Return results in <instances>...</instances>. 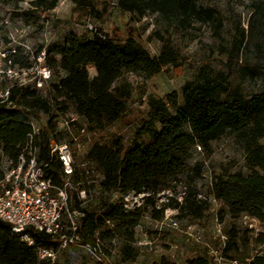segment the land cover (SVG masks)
Returning <instances> with one entry per match:
<instances>
[{
    "label": "trees",
    "instance_id": "1",
    "mask_svg": "<svg viewBox=\"0 0 264 264\" xmlns=\"http://www.w3.org/2000/svg\"><path fill=\"white\" fill-rule=\"evenodd\" d=\"M1 1L4 4L15 2L13 16L26 25L36 21L38 10L51 11L59 3V0H33L31 9L22 10L19 7L22 0ZM72 1L77 5H88L85 0ZM117 6L141 17L147 13L159 14L182 28L190 27L193 22L211 24L217 35L223 27L218 12L199 4L198 0H117ZM244 39L245 35L241 34L240 39L235 40L233 51H239ZM160 40L164 41V38L160 36ZM43 51L44 64L57 72H65V76L56 82L49 81L48 99L41 96L42 90L37 88L12 87L8 102L35 115H50L54 107L61 114L73 109L88 121L90 130L105 128L128 112L131 87L125 83L117 84L125 72H143L151 76L167 66H178L180 61L178 52L166 42L160 55L151 56L132 39L127 44H115L96 33L92 39L72 34L64 44L40 48L36 55ZM16 54L17 51H8L5 61L14 57V63H20ZM89 65L94 67L96 74L93 77L89 74ZM31 66L21 63V67ZM230 78L231 72H214L210 66H205L195 80L184 84L181 94L172 91L164 98L150 96L146 116L138 128V140L132 147L124 148L120 142H115L94 146L88 152L89 160L104 173L102 190L146 193L145 205H153L156 195L173 190V181L182 182L186 178L195 183L203 178L204 162L194 166L189 164L192 149L202 154L211 152L213 142L233 134L246 152L245 166L249 173L237 171L211 176L209 195L222 201L232 213H247L264 223V91L248 99L239 87L232 86ZM50 98L56 102L55 106ZM8 102L0 103V150L8 159L17 160L32 126L20 111L9 109ZM55 133L56 125L50 122L47 131L36 137V146L39 161L48 164L46 175L60 186L62 176L66 174L59 159L52 156L49 145ZM143 136L149 138L147 143L141 142ZM197 195L200 192L193 186L184 202L176 200L168 207L180 211L190 209L200 218L208 207V198L201 200ZM71 205L84 214L80 220L79 245L95 249L101 259L98 264H108L103 260L102 249L106 239L124 237L123 262L137 258L138 252L132 246L134 229L144 217L146 208L127 210L126 204L113 202L103 204L100 211H88L76 201ZM109 221L115 223V229H104ZM31 236L34 246L12 235L11 226L0 221V264H61L59 260L52 262L39 258V247L57 248L58 244L50 236L38 232H32ZM69 249L84 250L78 246L66 250ZM190 264H207V261L196 259ZM250 264H264V257H255Z\"/></svg>",
    "mask_w": 264,
    "mask_h": 264
},
{
    "label": "rangeland",
    "instance_id": "2",
    "mask_svg": "<svg viewBox=\"0 0 264 264\" xmlns=\"http://www.w3.org/2000/svg\"><path fill=\"white\" fill-rule=\"evenodd\" d=\"M32 1L22 0L19 7L22 10L31 9ZM85 1L88 5L59 0L55 9L38 10L36 21L26 25L13 16L15 2L4 4L0 0V69L12 61L15 69H20L21 63H28L35 66L36 72L38 67L46 66L43 62L45 51L36 55L40 48L64 44L72 34L92 39L95 32L115 44H127L132 39L151 56L160 55L166 42L180 56L178 66H167L151 76L143 72H125L117 84L125 83L131 87L127 104L129 110L119 121L102 129L90 130L88 121L73 109L61 114L54 107L50 115H35L16 104L7 103L9 109L20 111L41 133L47 131L50 122L54 123L58 143L77 139L69 146L76 175L62 176L69 182L73 203L76 201L88 211H100L103 204L113 202L126 204L127 210L146 208L144 217L134 229L132 246L138 252L137 258L123 262L121 249L126 241L120 237L102 242L103 260L108 264H190L192 260L205 259L209 264L213 255L222 251L226 257L237 258L243 263L246 259L263 258L264 223L247 213H232L222 201L209 195L211 176L237 171L249 173L245 166L246 152L233 134L213 142L211 152L202 154L192 149L189 164L194 166L197 162H204L203 178L195 183L186 178L182 182L173 181V190L156 195L154 204L148 206L144 203L145 196H148L146 193L103 191L104 173L89 160L87 154L94 146L115 142H120L124 148L132 147L138 140V128L146 116L149 97L164 98L172 91L181 94L184 84L195 80L205 66H210L214 72H231L232 86L239 87L248 99L255 93L263 92L264 0H198L199 4L218 12L223 21L218 35L211 24L193 22L190 27L182 28L159 14L147 13L141 17L123 11L117 6V0ZM241 34L245 35L244 43L238 52L233 51L234 42L240 39ZM160 36L164 41L160 40ZM8 51H17L20 63L15 64L14 57L5 61ZM88 70L91 77L96 74L92 65L88 66ZM52 73V82L66 74L56 70ZM0 82L3 88L8 85L5 79ZM50 88L51 82L40 91L41 96L48 99ZM51 102L56 105L54 100ZM140 140L147 143L149 138L143 136ZM7 160L0 150V175ZM193 186L200 192L198 199L208 198V207L200 218L195 217L190 209L180 211L168 207L176 200L184 202ZM104 229H115V223L107 222ZM98 258L86 249H69L61 251L58 260L61 264H98Z\"/></svg>",
    "mask_w": 264,
    "mask_h": 264
},
{
    "label": "built area",
    "instance_id": "3",
    "mask_svg": "<svg viewBox=\"0 0 264 264\" xmlns=\"http://www.w3.org/2000/svg\"><path fill=\"white\" fill-rule=\"evenodd\" d=\"M96 34L103 37L98 32ZM34 70L33 65L29 68L15 69L11 62L0 69V80L8 81L5 88L0 84V103L8 102L12 87L43 90L52 79V70L46 66L38 67L36 72ZM31 126L32 132L23 144L21 154L17 160L8 159L0 175V221L8 223L12 235L19 237L30 246L35 245L32 232L50 236L58 246L57 248L39 247L38 255L41 260L55 262L59 259L61 251L72 246L89 250L97 256L95 249L79 245L80 220L84 214L72 208L69 182L63 180L62 185L59 186L46 175L45 167L48 164L39 161V149L36 146V137L40 134V130L33 124ZM55 136L49 144L51 154L61 162L65 177H70L74 174L72 167L74 161L69 146L77 142V139L58 143ZM98 259L101 260L100 257ZM252 260L253 258L246 259V263H243L237 258L226 257L222 251L216 252L209 264H250Z\"/></svg>",
    "mask_w": 264,
    "mask_h": 264
},
{
    "label": "crops",
    "instance_id": "4",
    "mask_svg": "<svg viewBox=\"0 0 264 264\" xmlns=\"http://www.w3.org/2000/svg\"><path fill=\"white\" fill-rule=\"evenodd\" d=\"M119 121V120H118ZM117 122V121H116Z\"/></svg>",
    "mask_w": 264,
    "mask_h": 264
}]
</instances>
